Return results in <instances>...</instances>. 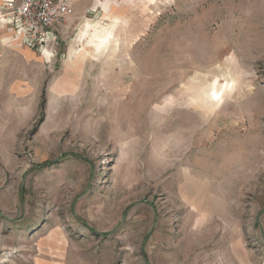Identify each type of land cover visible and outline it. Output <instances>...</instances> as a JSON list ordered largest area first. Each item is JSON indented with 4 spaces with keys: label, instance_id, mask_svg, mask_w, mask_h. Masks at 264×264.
<instances>
[{
    "label": "rangeland",
    "instance_id": "obj_1",
    "mask_svg": "<svg viewBox=\"0 0 264 264\" xmlns=\"http://www.w3.org/2000/svg\"><path fill=\"white\" fill-rule=\"evenodd\" d=\"M73 9L0 31V264H264V0Z\"/></svg>",
    "mask_w": 264,
    "mask_h": 264
},
{
    "label": "built area",
    "instance_id": "obj_2",
    "mask_svg": "<svg viewBox=\"0 0 264 264\" xmlns=\"http://www.w3.org/2000/svg\"><path fill=\"white\" fill-rule=\"evenodd\" d=\"M73 0H6L0 15L27 47L42 51L73 14Z\"/></svg>",
    "mask_w": 264,
    "mask_h": 264
},
{
    "label": "crops",
    "instance_id": "obj_3",
    "mask_svg": "<svg viewBox=\"0 0 264 264\" xmlns=\"http://www.w3.org/2000/svg\"><path fill=\"white\" fill-rule=\"evenodd\" d=\"M6 0H1L0 3H4ZM0 31H2L3 33H5L4 35L7 36V38L3 39V40H8L13 42L14 44L18 45V46H22V47H26L29 49V47H27L26 45H24L22 43V40L20 37H18L16 35V33L14 31H12L8 26H6L5 24H0ZM31 49V48H30Z\"/></svg>",
    "mask_w": 264,
    "mask_h": 264
},
{
    "label": "bare ground",
    "instance_id": "obj_4",
    "mask_svg": "<svg viewBox=\"0 0 264 264\" xmlns=\"http://www.w3.org/2000/svg\"><path fill=\"white\" fill-rule=\"evenodd\" d=\"M114 20V19H113ZM116 22V21H115ZM88 27V26H87ZM103 33V32H102ZM109 33H111V32H108L107 34H109ZM84 34H85V32H84ZM106 34V35H107ZM88 35V34H87ZM94 35H96L95 34V32H94ZM93 34H92V36H94ZM98 35V34H97ZM110 35V34H109ZM95 37V36H94ZM93 39V38H92ZM97 39V37L95 38V39H93V40H96ZM98 39L100 40V44L98 43V45H97V48L99 49L100 47H101V45H102V43H104V42H106L107 41V39H108V36H104V37H101V36H98ZM92 40V41H93ZM97 41V40H96ZM90 42V41H89ZM108 43V42H107ZM106 43V44H107ZM104 46V45H103Z\"/></svg>",
    "mask_w": 264,
    "mask_h": 264
}]
</instances>
